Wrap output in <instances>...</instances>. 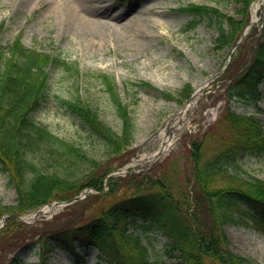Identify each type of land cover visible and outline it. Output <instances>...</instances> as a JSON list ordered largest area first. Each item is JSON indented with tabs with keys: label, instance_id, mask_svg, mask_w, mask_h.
<instances>
[{
	"label": "trees",
	"instance_id": "16d2710c",
	"mask_svg": "<svg viewBox=\"0 0 264 264\" xmlns=\"http://www.w3.org/2000/svg\"><path fill=\"white\" fill-rule=\"evenodd\" d=\"M236 1L244 7L241 12L246 17L241 21L204 3L179 7L194 14L185 30L196 27L206 18L220 33L215 40L217 46H234L251 22L248 6L255 0ZM225 19L233 29L231 34L225 30ZM252 50L247 66L236 78H230L226 91L230 98L257 101L261 96L264 32ZM51 66L79 71L62 55L27 47L19 38L6 47L0 44V170L18 192L13 206L0 203V216L11 214L0 230V249L31 248L40 257L35 264H49L48 255L58 243L70 249L76 261L84 258L88 253L74 251L78 242L86 248L94 246L100 264H155L150 261L148 246L135 233L134 229L141 228L157 230L172 240L168 252L171 257H177L178 253L180 261L165 264H261L232 249L224 226L237 221L235 211H244L264 229V177L243 170L237 160L244 153L264 155V130L253 115L228 113L231 127L238 131L235 137H228L221 146L217 145L216 152L210 156H206L203 147L204 136L192 142L189 161L192 160L194 166L188 181L190 192L180 185L175 189L165 171L151 173L149 170L111 177L107 181L109 191L103 196L110 197L123 187L133 189L129 194H116L117 199L107 201L101 195L89 193L87 198L68 205L66 211L51 220L30 225L16 219V214L34 211L53 201L71 199L89 187L104 190L107 175L116 170L99 168L98 178H92V173L77 178L58 174L68 166L90 167L93 171L97 162L82 146L62 139L34 117L33 110L47 94ZM100 76L123 122L121 131L107 124L98 109L80 94L73 100L63 98L61 102L108 151L126 154L125 148L135 136L131 110L122 100L114 80L107 74ZM142 84L148 85L147 82ZM192 89L193 86L185 85L181 97H188ZM167 95L173 97L171 93ZM220 121L218 119L217 123ZM23 262L15 254L5 264Z\"/></svg>",
	"mask_w": 264,
	"mask_h": 264
},
{
	"label": "rangeland",
	"instance_id": "374dc122",
	"mask_svg": "<svg viewBox=\"0 0 264 264\" xmlns=\"http://www.w3.org/2000/svg\"><path fill=\"white\" fill-rule=\"evenodd\" d=\"M95 1L110 6L112 10L120 13L121 17L114 19L116 24L105 27L102 32L97 30L93 35L87 31L65 30L58 25L59 15L50 0H0L2 46L6 47L20 37L27 47L62 55L73 67L79 69L77 72L76 69L51 66L47 79V94L41 104L33 110L36 121L47 125L62 139L82 146L97 162L93 171H90V167L68 166L58 174L77 178L92 173V178H98L99 168L110 167L119 170V174L126 172V175L136 169H145V172L151 170V173L165 171L164 174L175 189L180 185L190 192L191 184L188 181L194 163L192 160L190 162L189 158L193 141L204 136L203 147L206 156L215 153L217 145L221 146L228 137H235L238 131V128L231 127L228 115L230 112L237 115L253 114L254 120L264 130V76L259 82L261 96L257 101L230 99L226 94L228 84L225 81V76L228 75L236 78L244 63V68L249 63L253 53L252 46L256 44V38L262 30L259 22L261 17L258 14H264V0H255L248 6L254 26L251 29L250 25L245 28L244 41L239 44L237 52L235 51L236 60L234 58V63L227 67L232 51L229 46H217L215 40L220 36L219 31L211 26L210 20L206 18H202L196 27L184 30L194 18V14L180 10L179 7L190 3H204L218 7L223 13L241 21L246 16L242 14L244 7L238 1ZM106 19L109 20L108 17ZM225 30L229 34L233 31L227 20ZM225 69L228 71L223 73ZM105 73L114 80L116 89L133 117L135 136L130 146L125 148L127 155L124 151L120 154L108 151L106 146L84 127L79 117L61 102L63 98L73 100L80 94L98 109L100 117L107 124L115 131H121L123 122L111 100L107 85L100 76ZM143 81L150 85L142 84ZM185 85L195 88L192 100L195 101L194 108L184 116L181 128L158 159H154L152 165L148 162L140 164L139 161L150 156L160 146V140L168 134L171 127L178 123L179 112L189 102H184L185 98L181 97ZM167 92L173 94V97L168 96ZM218 119H221L219 123ZM126 158H130V161L122 163ZM237 160L243 170L257 177H264V155L244 153L240 154ZM52 171L56 172L57 169ZM84 191V199L89 193H94L109 201L117 199L116 194H129L133 189L123 187L110 197L103 196L108 191L94 187ZM17 194L7 175L0 170V203L13 206ZM63 207L61 203H51L35 212L16 214V219L35 224L69 208ZM38 212L41 214H37ZM234 214L237 221L224 225L232 249L243 257L264 264V230L260 225H253L252 218L244 211H235ZM9 216L11 214L0 216V230L6 225ZM130 230L133 231L132 228ZM134 230L148 246L150 261L155 264L180 261L178 253L177 257H171L167 252L169 239L160 232L141 228ZM2 236L6 235L3 233ZM57 248V251L49 255L50 264H98V253L94 247L84 248L77 243L80 253H88L78 262L67 248ZM15 253L23 259V264H35L40 259L31 248L11 250L6 247L0 249V264H5Z\"/></svg>",
	"mask_w": 264,
	"mask_h": 264
},
{
	"label": "bare ground",
	"instance_id": "6f19581e",
	"mask_svg": "<svg viewBox=\"0 0 264 264\" xmlns=\"http://www.w3.org/2000/svg\"><path fill=\"white\" fill-rule=\"evenodd\" d=\"M54 5V8L59 15L58 25L65 30H73L74 32L87 31L95 35L96 31L102 32L105 27H111L120 13L112 10L110 6L105 4L101 5L95 0H50ZM53 8V6H52ZM109 18L107 20L106 18ZM195 101H191L189 104L183 107L179 113V124H176L173 129L180 128L184 121V116L193 109ZM173 139L165 137L162 140L161 146L150 156L153 157L157 154L158 150H163L171 144Z\"/></svg>",
	"mask_w": 264,
	"mask_h": 264
},
{
	"label": "water",
	"instance_id": "95a60500",
	"mask_svg": "<svg viewBox=\"0 0 264 264\" xmlns=\"http://www.w3.org/2000/svg\"><path fill=\"white\" fill-rule=\"evenodd\" d=\"M75 200H78V198H76Z\"/></svg>",
	"mask_w": 264,
	"mask_h": 264
}]
</instances>
